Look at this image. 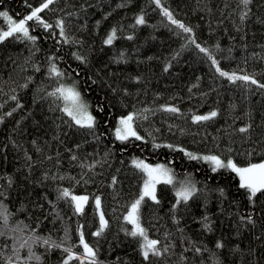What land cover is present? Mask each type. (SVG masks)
Listing matches in <instances>:
<instances>
[{"label":"trees","instance_id":"trees-1","mask_svg":"<svg viewBox=\"0 0 264 264\" xmlns=\"http://www.w3.org/2000/svg\"><path fill=\"white\" fill-rule=\"evenodd\" d=\"M42 2L0 0V12L23 18ZM164 9L192 31L171 23ZM40 16L52 27L28 21L35 41L26 44L16 34L0 46V233L35 232L33 240L14 242L0 235V264H63L65 248L79 257L68 264H90L79 230L96 264H264V192L250 201L234 172L213 171L183 150L232 158L239 166L264 160V0L247 7L241 0H160L159 6L155 0H54ZM140 16L144 24L136 23ZM5 20L0 16V31ZM53 65L62 76L50 72ZM217 67L257 83L230 81ZM63 78L76 83L91 108L95 125L87 132L50 95ZM171 107L177 111L166 110ZM213 111L215 117L194 120ZM127 113L140 139L115 138V119ZM139 158L166 163L174 176L171 184H158L156 201L145 197L147 207H139V222L161 253L147 260L141 238L130 235L127 206L120 205L136 191L141 195L145 175L132 165ZM190 185L194 195L177 203L174 194ZM65 189L67 200L101 194L104 205L93 210L87 201L82 213L61 215L55 202ZM100 213L110 230L93 238ZM24 240L31 251L20 247Z\"/></svg>","mask_w":264,"mask_h":264},{"label":"snow or ice","instance_id":"snow-or-ice-1","mask_svg":"<svg viewBox=\"0 0 264 264\" xmlns=\"http://www.w3.org/2000/svg\"><path fill=\"white\" fill-rule=\"evenodd\" d=\"M54 2V0H44L38 7L32 8L31 13L24 17L23 19H20L18 22L12 20V18L8 15L7 12H0V16H3L9 23H8V30L3 31L0 33V41L5 40L8 37L13 36L14 34L22 35L24 39H27L29 41H35L37 38L35 36H32L29 34V28L26 26L28 21H37L38 23L42 24L45 29L51 28L52 25L45 23L40 16V13H42L45 9H48L49 6ZM243 5L247 7L251 0H241ZM155 3L157 6L160 4V0H155ZM163 14L171 21V23L177 25L181 29H183L184 32L190 33L192 31L191 28L186 27L179 21L173 19V16L171 12H169L167 9L163 10ZM246 15V13H245ZM137 24H144V18L143 16H140L136 20ZM58 27L60 28V34L65 35V30L63 26V21L57 22ZM116 37V29L113 28L111 34L107 37L105 40L106 44L111 45L113 40ZM131 39V37H129ZM197 48L201 52L208 53V50L206 48L200 47L199 44L196 45ZM78 60H83V57L77 56ZM211 59V56H209ZM212 63L215 65L217 62L213 59ZM217 72L223 77H227L230 81H245V82H251L252 84H256L257 81L252 79L251 77L247 75L243 76H237L235 74L229 75L228 72L222 71L219 67H217ZM37 71L39 69L37 68ZM50 72L54 73L57 77L62 76L63 73L59 71L55 65H53L50 68ZM260 87H264V85H260ZM56 92L60 93V96L66 100L71 101V106H65L64 112L71 117V119L75 122L76 125H79L80 127H86L89 129H92L95 125V118L87 111V105H85L80 98V93L75 90V88H64L60 87L56 89ZM56 92L50 93V95H56ZM15 99V97H13ZM102 110V109H101ZM167 111L170 112H176L177 109L175 107L167 108ZM8 115H11V113H8ZM217 113L215 111L211 112L210 115H204V116H196L194 117V120L196 121H204L208 120L212 117H215ZM132 121L133 116L128 115L126 117H122L119 121V127L116 128V139L124 141L129 138V136H133L136 139H140V137L137 135L136 131L132 127ZM241 132L247 131L246 128H241ZM169 147H171L169 145ZM182 151V149H181ZM191 159H200L201 157L194 156L192 153H186ZM73 159H76V157H72ZM205 161L211 162V164L214 166L213 171H216L217 169L226 168L230 169L232 172L236 173L239 176L240 184L239 187L241 189H246L249 193L248 199L251 201L252 198L256 197L258 193L264 192V163H250L247 167H240L238 166L233 160L228 159L225 163L224 160H222L219 156L216 155H210V156H204L202 157ZM137 168L141 169L148 177L147 180L144 181L143 191L139 199H137L132 205L131 210L128 212V215L125 217V219L128 221V223L133 225V230L130 232V235L133 237H141L144 240V243L141 244L142 249V255L145 260L149 258V254L151 253L153 256H159L160 250L157 248V245L159 241L157 240H149L148 236L146 234V230L141 226L139 222V207L141 202L145 197H149L152 200L156 201V195H155V186L158 183H166L171 184L172 178L169 175L168 169H166L163 165H157L156 167H152L148 164H145L143 161H134ZM196 192L195 185H190L188 187H182L179 191H177L176 195L178 197L177 203H180L181 200L184 202H187ZM62 197H68L70 195L69 191L67 189L63 190L61 193ZM71 200L75 202V210L78 213H82L84 210V205L88 201L87 196H71ZM159 201H157L158 203ZM96 207L99 208L100 206V199L99 197L96 198ZM207 220V217L204 218ZM241 219H244L243 217ZM5 222L7 221V215L4 216ZM248 222L252 223L251 218H248ZM106 221L104 220L103 214L100 216V231L94 233V235L99 236L103 229L106 227ZM205 227H209V225H205ZM3 233H0L2 235ZM39 241V238L37 237L36 240L33 241V243H37ZM44 244H49L50 241L45 239L43 241ZM80 244L83 246L84 255L85 257L92 258L90 261V264H96L95 251L89 247L87 243L84 242L83 235L81 234L80 237ZM29 247V251H31L29 241L24 240L20 247ZM54 247H60V245L55 244ZM217 248H223L224 245L220 242L216 244ZM167 249H165L166 251ZM65 252L68 253V259L64 260L63 264H68L69 260L72 259H79V257H76L72 254V251L70 248H65ZM197 252L200 251L199 248L196 249ZM29 259H35L37 261L40 260V257L30 255Z\"/></svg>","mask_w":264,"mask_h":264},{"label":"bare ground","instance_id":"bare-ground-1","mask_svg":"<svg viewBox=\"0 0 264 264\" xmlns=\"http://www.w3.org/2000/svg\"><path fill=\"white\" fill-rule=\"evenodd\" d=\"M2 31V30H1ZM1 31H0V33H1ZM5 41V40H4ZM31 41H29V40H27V39H25V43L27 44H29ZM57 95H58V97H59V99H60V102H61V105H60V108H61V110H62V112H63V107H62V105H63V101H62V98H61V96L59 95V93L57 92L56 93ZM64 113V112H63ZM65 114V113H64ZM66 115V114H65ZM68 116V115H67ZM69 117V116H68ZM70 118V117H69ZM71 119V118H70ZM73 122V121H72ZM74 124H75V122H73ZM76 125V124H75ZM76 126H78V128L80 129V130H82L83 132H87V130H88V128H86V127H80L79 125H76ZM132 165L135 167V168H137L136 166H135V164H134V162L132 163ZM138 169V168H137ZM157 186H158V184H157ZM157 186H156V188H157ZM155 192H156V190H155ZM70 193V192H69ZM140 192H138V191H136V193H134V194H132V195H130L129 197H128V199L126 200L125 199V201L123 202V203H121L120 205H122V206H127V212L130 210V208H131V205L137 200V199H139L140 198ZM174 196L178 199V197H177V195L176 194H174ZM88 197V202L90 203V208L91 209H93V210H96L97 209V207H96V203H95V201H96V198L97 197H99V199H100V206L101 205H104V200H103V198H102V195L101 194H91V195H89V196H87ZM58 199V202H55V208L57 209V211L62 215L65 211H67V209H69V211L72 213V215L73 214H75V210H74V208H75V206H74V203H71L72 202V200L71 199H69V200H67V199H65V197H62V195L61 194H59V197L57 198ZM147 205H148V202L146 201V199L144 198L143 199V201L141 202V204H140V208H145V207H147ZM99 206V207H100ZM54 208V209H55ZM94 213L96 214V212L94 211ZM94 213H91V212H89L88 213V216H92V217H94ZM97 215V214H96ZM100 216H101V213H100ZM97 217V216H96ZM140 224H142V222L140 223ZM19 227V226H18ZM26 229V228H25ZM25 229H21V230H19V229H14L13 230V232L16 234V236L17 237H14V236H11V237H9V236H7L4 232H1V233H3L1 236L2 237H8L10 240L11 239H13V242L15 241V240H21L22 238H28V239H31V240H33V238H34V234H35V232L34 231H31V230H25ZM110 230V227L109 226H106L105 227V230H104V233L106 234L108 231ZM133 230V229H132ZM98 231V227L97 226H95L94 228H93V238H96L97 236L96 235H94V233H96ZM81 230H79V235L81 236ZM83 235V234H82ZM19 238H21V239H19ZM85 238V235H83V239ZM141 238V237H140ZM17 241L13 244V242L12 243H10L11 245L13 244V245H16L17 244ZM143 243V240L141 239V241H140V243H139V248H140V251H141V254H142V249H141V244ZM100 246H99V243H98V248H99Z\"/></svg>","mask_w":264,"mask_h":264},{"label":"rangeland","instance_id":"rangeland-1","mask_svg":"<svg viewBox=\"0 0 264 264\" xmlns=\"http://www.w3.org/2000/svg\"><path fill=\"white\" fill-rule=\"evenodd\" d=\"M38 7V6H37ZM31 13V12H30ZM30 13H28V14H26L24 17H26L27 15H29ZM9 15V14H8ZM10 16V15H9ZM11 18H12V20H14V21H19L20 19H23V18H14V17H12V16H10ZM8 21L7 20H5V26H4V28L2 29V31H1V33L3 32V31H7L8 30ZM26 26H27V24H26ZM28 27V26H27ZM120 33L118 32V36H120L119 35ZM13 36H16V34H14ZM13 36H11V37H8V38H6V39H9V38H12ZM5 39V40H6ZM4 42H6V41H0V46L1 45H4ZM16 44H17V42H16ZM40 71H41V69H39ZM58 70H59V68H58ZM60 71V70H59ZM66 81H69V78H63V80H60V83L59 84H57L55 87H54V89H53V91L54 92H56V89L57 88H60V87H64V88H75V90L76 91H78L79 93H80V91H79V89L77 88V86H76V83H67ZM57 93V92H56ZM59 95H60V93H59ZM62 98V97H61ZM80 98H81V101L85 104V105H87V111L93 116V113H92V111H91V108H90V106H89V104L83 99V97H82V95H81V93H80ZM62 101H63V105H62V107H63V109H64V107L67 105V106H71V101L69 100V101H66V100H64L63 98H62ZM63 112H64V110H63ZM65 113V112H64ZM66 114V113H65ZM67 115V114H66ZM128 115H132L133 116V114L132 113H127V114H124V115H122V116H119L117 119H115V125H114V135H115V137H116V128L117 127H119L120 125H119V121H120V119L122 118V117H126V116H128ZM162 116V115H161ZM202 116H204V115H202ZM196 117V116H195ZM71 118V117H70ZM72 120V119H71ZM73 121V120H72ZM74 122V121H73ZM132 127H133V129L135 130V128H134V126H133V121H132ZM136 131V130H135ZM136 133H137V135L140 137V135H139V133L136 131ZM129 137H133V136H129ZM181 148V147H180ZM184 150V152L185 153H192L194 156H197V157H201L200 159L202 160V161H205L204 159H202V157H204V156H210V155H215V154H206V153H201V152H196V151H192V150H187V149H183ZM216 156H218V155H216ZM220 157V156H219ZM222 160H224L225 161V163L227 162V160L228 159H231V160H233L232 158H222V157H220ZM135 161H143L145 164H148V165H150V166H152V167H156L157 165H163L166 169H168V172H169V175L171 176V178H172V182H173V180H174V176H173V174H172V172H171V169H170V167L166 164V163H164V162H156V163H150V162H148V161H146V160H144V159H142V158H139V159H136ZM205 162H207L210 166H212V167H214L212 164H211V162H209V161H205ZM233 162H235L234 160H233ZM236 163V162H235ZM256 163H264V160H261V161H259V162H256ZM135 164V163H134ZM237 164V163H236ZM238 165V164H237ZM136 166V165H135ZM239 166V165H238ZM248 166V165H247ZM247 166H240V167H247ZM236 174V173H235ZM144 175H145V178H144V181L145 180H147L148 179V177H147V175L144 173ZM236 176H237V178H238V180H239V184H240V179H239V176L236 174ZM144 181H143V184H142V189H141V194H142V191H143V186H144ZM161 183H163V182H161ZM159 184V183H158ZM156 186H157V184H156ZM156 186H155V190H156ZM155 195H156V192H155ZM75 196H85V195H75ZM149 198V197H148ZM157 198V197H156ZM151 199V198H150ZM75 203V202H74ZM130 210H131V208H130ZM129 210V211H130ZM127 215H128V213H127ZM2 215L0 214V217H1ZM133 226V225H132ZM142 226V225H141ZM148 239L149 240H152L151 238H149L148 237ZM143 243H144V240H143ZM142 243V244H143ZM33 248V246L31 247V249ZM25 250H27L28 251V249H25ZM25 253H27V252H25Z\"/></svg>","mask_w":264,"mask_h":264}]
</instances>
